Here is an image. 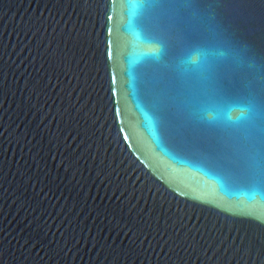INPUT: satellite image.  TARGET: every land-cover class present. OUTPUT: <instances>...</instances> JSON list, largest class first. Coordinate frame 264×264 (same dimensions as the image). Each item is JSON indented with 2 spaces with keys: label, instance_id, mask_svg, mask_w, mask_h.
Segmentation results:
<instances>
[{
  "label": "water",
  "instance_id": "1",
  "mask_svg": "<svg viewBox=\"0 0 264 264\" xmlns=\"http://www.w3.org/2000/svg\"><path fill=\"white\" fill-rule=\"evenodd\" d=\"M0 264H264V0H0Z\"/></svg>",
  "mask_w": 264,
  "mask_h": 264
}]
</instances>
